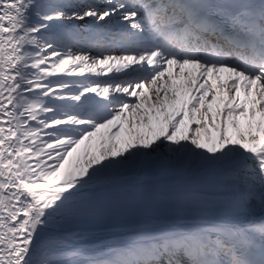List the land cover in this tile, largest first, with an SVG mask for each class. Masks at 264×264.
Here are the masks:
<instances>
[{"label": "snow or ice", "instance_id": "snow-or-ice-1", "mask_svg": "<svg viewBox=\"0 0 264 264\" xmlns=\"http://www.w3.org/2000/svg\"><path fill=\"white\" fill-rule=\"evenodd\" d=\"M0 264H264V0H0Z\"/></svg>", "mask_w": 264, "mask_h": 264}, {"label": "bare ground", "instance_id": "bare-ground-1", "mask_svg": "<svg viewBox=\"0 0 264 264\" xmlns=\"http://www.w3.org/2000/svg\"><path fill=\"white\" fill-rule=\"evenodd\" d=\"M154 223H157V222H154ZM154 223L141 224V225H138V226H140V227H150V226H152Z\"/></svg>", "mask_w": 264, "mask_h": 264}]
</instances>
